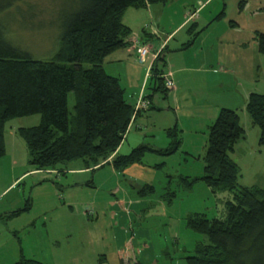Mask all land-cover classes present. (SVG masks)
I'll list each match as a JSON object with an SVG mask.
<instances>
[{"label":"rangeland","instance_id":"374dc122","mask_svg":"<svg viewBox=\"0 0 264 264\" xmlns=\"http://www.w3.org/2000/svg\"><path fill=\"white\" fill-rule=\"evenodd\" d=\"M153 6L159 18L148 17L147 26L155 31L152 38L145 35L146 43L141 45L133 33L129 47L146 68L148 83L154 78L155 61L166 48L167 65L161 68L178 70L173 73L174 82L180 83V95L189 92L194 97V106H189L194 112L189 114L187 107L177 109L172 92L166 99L157 95L155 106L163 110L148 109L132 123L129 142L120 154H129L142 144L156 150L169 148L174 138L167 131L176 125L179 149L172 155L147 151L141 163L144 170L135 173H128V168L118 171L111 158L89 175L94 184L76 188L69 187L70 176L46 170L1 195L11 182V159L20 167L24 163L19 172L31 169L26 144L17 130L38 126L41 116L11 120L6 126L8 154L0 159V217L25 208L27 202L31 207L20 216L0 219V264H14L22 256L45 264H187L196 244L207 241L187 228V217L203 213L210 219L221 218L233 196L229 191L213 192L203 181L188 189L181 180L204 175L212 121L202 114L203 109L220 106L238 111L246 130V138L231 154L240 168L239 184L264 187V147L259 145L260 130L247 113L251 93L264 94V55L258 50V35L264 34V0H171ZM60 8L58 0H21L1 15L6 37L36 60L52 58L60 46ZM136 10L142 9L126 12L127 26ZM187 10L192 13L185 19ZM156 28L165 38L174 34L163 40ZM141 47L148 56L140 53ZM149 88L145 85L147 95L152 93ZM166 88L173 90L174 85ZM127 90L126 98L131 92ZM139 101L143 106L146 99L142 95ZM74 106L71 93L70 113ZM145 185L154 191L146 189L143 194ZM117 187L120 191H113Z\"/></svg>","mask_w":264,"mask_h":264},{"label":"trees","instance_id":"16d2710c","mask_svg":"<svg viewBox=\"0 0 264 264\" xmlns=\"http://www.w3.org/2000/svg\"><path fill=\"white\" fill-rule=\"evenodd\" d=\"M20 1L0 0V159L7 154V123L34 115L41 116L40 124L17 132L26 144L29 165L37 170L72 162L96 170L112 158L115 169L123 171L141 164L147 151L176 153L177 126L167 131L174 138L167 149L140 145L129 154H118L141 112L158 109L154 103L157 95L165 99L169 96L164 82L167 72L161 68L167 65V49L153 66L154 78L147 85L152 93L145 97L149 102L146 109L137 111L126 100L119 78L104 69L107 57L132 44L133 31L124 23L126 12L171 0H58L60 46L48 60L34 59L6 37L1 15ZM148 28L142 30L143 36ZM258 50L264 55V34L258 35ZM85 64L90 67L85 68ZM71 93L75 97L74 113L69 111ZM247 113L260 130L259 145L264 147V94L251 93ZM245 138L238 111L222 108L208 129L203 177L181 179L188 189L203 181L213 192L233 194L223 217L210 219L203 213L187 217V228L207 239L196 244L194 254L186 258L187 264H264V187L241 186L240 168L231 158ZM146 189L154 191L153 186L145 185L143 194ZM30 207L27 202L25 208L0 219L20 216ZM14 264L45 263L22 256Z\"/></svg>","mask_w":264,"mask_h":264},{"label":"crops","instance_id":"0c3cea01","mask_svg":"<svg viewBox=\"0 0 264 264\" xmlns=\"http://www.w3.org/2000/svg\"><path fill=\"white\" fill-rule=\"evenodd\" d=\"M190 11L191 10L185 11V13H184L185 19L187 18V15ZM155 12H156L155 6H150L148 8V10L142 9V10L132 11V13L130 15L132 20H131V24H129L128 26L132 29V31L134 33L133 36L134 37L137 36L136 38L140 39L141 45L146 43V39L143 38L145 36H143V34L141 32L143 29L147 28L148 23L151 21V20L148 21L149 20L148 17L150 16V19H154V20H155V18H157V21H158L159 17L156 16ZM132 21L134 24L132 23ZM155 21H154V24L156 25ZM185 22H186V20H185ZM184 23H182L181 25H183ZM148 27H149L148 28L149 31L147 33L146 38L147 37L152 38L151 37L152 33H154L155 31L150 26H148ZM156 27H159V26L157 25ZM156 29L159 30L158 28H156ZM159 32H160V30H159ZM137 33H139V34H137ZM173 34H171L170 36L165 38V35L160 32V35H161L163 40L171 39L170 37H172ZM138 37H140V38H138ZM156 43H157V47H159L160 43L159 44H158V42H156ZM157 50H159V49H157ZM136 55H137L136 50H133V49H131V47H128V48L119 50L117 52H114L113 54H111L109 57L106 58L105 63H104V69L107 72V74L119 78L121 85H122L123 81L126 83L125 87H123V85H122V87L125 90V98H126V95L128 93L127 92L128 87L131 89L130 95H128V98H126V100L132 105H136L138 102V99L142 95H143V97L147 96L145 85H146V88L148 85L147 78H145L147 70L142 65H139ZM180 69H182V68H180ZM171 72L172 73H175V72L178 73V70L173 69ZM171 92L173 94V97L176 100V103L178 104L177 109L180 110L182 107H185V108L187 107V109H190L189 114L194 112L189 107V106H194V103H195L194 97L192 95H190L189 92H187V94L186 93L181 94L182 96L180 95V83H179V81H177L176 84L174 82V89L169 91V96H170ZM157 108L160 110H163L162 106L157 107ZM222 108H224V107L219 106V107H216V108L211 109V110L207 109L206 111H204V109H203L202 114L205 117H207L209 121H212V123H213L216 120V118L218 117V114ZM198 110H200V109H198ZM143 112H141V114L139 116H141L143 114ZM138 117L136 118L134 123L137 121ZM176 126H178V125H176ZM131 129H132V125H131L129 131ZM130 135H131V132L127 135L126 139L124 140L123 144L121 145V147L118 151V154H120V152L123 150L125 144L129 142ZM142 145H144V144H142ZM7 150H8V147H7ZM0 162H2V161H0ZM21 164L22 165L20 167V163L17 160L11 159V161L9 163V174H10L11 182L9 183V185L6 188H4V190L1 192V195H3L10 188L14 187L19 181H21L23 179L25 180L31 176L36 177V175H38L39 173L46 172V170H37L35 168H32L31 166H30L31 169L28 170L29 167L28 168L24 167V169H26V170L19 172L18 171L19 168L22 169L24 166V163H21ZM27 164H29L28 161H27ZM64 167H65L64 170H62V169L58 170V168L53 169L54 173H52V174H56L55 171H60L59 173L70 176L72 181H71V184L69 185V187L76 188L77 186H82L85 184H87V185L88 184L89 185L94 184L92 182V180H88V179H89V175L94 174V172H96V170H93L92 168L86 169L84 167L83 163H78V162H72V163H70ZM143 168H144L143 165L136 164V165H133V166L128 168L129 169L128 173L129 172H132V173L140 172V170H144ZM128 169H126V170H128ZM126 170H125V172H126ZM60 178H62V176ZM118 190L120 191L119 187H117L113 191H118Z\"/></svg>","mask_w":264,"mask_h":264},{"label":"built area","instance_id":"2783aa9c","mask_svg":"<svg viewBox=\"0 0 264 264\" xmlns=\"http://www.w3.org/2000/svg\"><path fill=\"white\" fill-rule=\"evenodd\" d=\"M140 53H143L144 52V55L145 56H148L146 55L147 51H146V48L145 47H141L139 49ZM164 80L166 82V86H168V88H171L173 87L174 85V79H173V73L171 71L167 72L165 75H164ZM147 101L144 102L143 106L140 104V101L137 103V109H146L148 108L147 106ZM141 105V107H140Z\"/></svg>","mask_w":264,"mask_h":264}]
</instances>
